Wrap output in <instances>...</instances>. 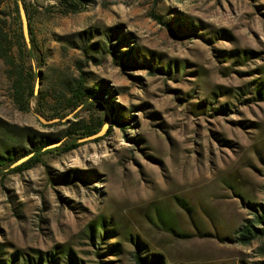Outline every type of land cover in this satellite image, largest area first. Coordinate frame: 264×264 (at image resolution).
<instances>
[{"label":"rangeland","instance_id":"374dc122","mask_svg":"<svg viewBox=\"0 0 264 264\" xmlns=\"http://www.w3.org/2000/svg\"><path fill=\"white\" fill-rule=\"evenodd\" d=\"M26 1L45 99L21 111L14 69L0 58V156L27 153L24 161L47 140L59 139L43 151L59 146L72 122L110 119L75 150L0 174L3 264H72L68 255L135 264L130 238L161 264L263 263L262 240L236 237L249 222L261 228L264 212V96L255 93L264 83V0H89L74 14L57 0ZM80 77L125 129L111 127L106 104L54 117L68 112ZM99 218L114 233L91 239ZM113 244L117 254L106 250Z\"/></svg>","mask_w":264,"mask_h":264},{"label":"trees","instance_id":"16d2710c","mask_svg":"<svg viewBox=\"0 0 264 264\" xmlns=\"http://www.w3.org/2000/svg\"><path fill=\"white\" fill-rule=\"evenodd\" d=\"M20 1L25 9L26 17L28 20L30 46L26 44L22 33L21 19L17 6L18 0H0V58L3 59L7 64H10L14 69V73L16 76L14 81V98L15 102L19 105L20 110L28 111L30 110L32 104L34 105V108L38 110L40 108L41 102L45 99V95L40 91L35 94V84L39 79V73L37 71L42 67L43 59L42 53L33 36L32 29L30 28L29 20L31 5L26 0ZM57 1L62 6L63 14H74L77 12H81L89 2V0ZM7 7H9L11 10L10 15L14 14L17 22L16 29H12L10 24L7 22L8 16L5 15V9ZM151 16L159 23H163L161 17L155 14H152ZM97 92L98 90L96 88L90 89L86 87L84 78L80 77L75 82L74 86L69 88L67 92L69 96L67 98L68 105L67 107H65V110H68V112H64L61 114L56 113L54 117L59 119V121H62L68 115L72 114L77 108H81V110L83 111L90 110L94 106H98L101 109V105L106 104L110 115L112 116L111 127H120L125 129L127 124H125L119 116L115 115L111 101H108L107 98H104L102 93L101 96H99ZM255 93L257 96H264L263 82L257 84ZM61 95L66 97V94ZM95 100H99L101 103H97L95 102ZM103 117V120L100 119L97 120V122L90 120L86 124L68 122V124H70L64 132L65 141H63L59 146L43 151V148L45 146L54 144L58 142L59 139L54 138L47 140L45 144L36 147L33 150L34 155L32 157L15 165L13 168H11V166L18 162V160H20L21 158L26 156L27 153H23L20 156H13L10 153H7L5 156H0V174L4 175V169L8 170V172L21 173L41 163L43 157L46 155L53 153L65 154L75 150L80 145L78 143L79 140L96 135L100 131L102 125L108 121L109 115L104 114L103 112ZM255 221L262 227H257L249 222L247 225L243 226L237 233L238 236L236 237V242L240 244H249L253 240L260 239L263 241L264 250V212H262L261 216H258ZM109 226V222L105 221L103 218H99L96 222H91L88 225L90 238H97V235H100V231L104 236H107V234H113L114 231L113 229H110ZM130 240L135 244L136 247V250L132 254L135 264L162 263L161 257L156 253L150 252L149 249H147V245L139 238H130ZM102 244L106 243L103 242ZM118 247L119 244L108 245L106 250L117 254L119 249ZM57 253L59 254L60 252ZM99 254L100 253H97V255ZM16 256H14L13 258L14 261L16 259ZM68 256L69 261L71 259V263L76 264L73 261V258L70 255ZM39 262H41V260H39ZM45 262L49 264L48 260H45ZM26 263L34 264L30 261H27ZM0 264H3V261L0 260ZM261 264H264V262Z\"/></svg>","mask_w":264,"mask_h":264},{"label":"water","instance_id":"95a60500","mask_svg":"<svg viewBox=\"0 0 264 264\" xmlns=\"http://www.w3.org/2000/svg\"><path fill=\"white\" fill-rule=\"evenodd\" d=\"M17 6H18V11H19V16H20V19H21V25H22V33H23V36H24V39H25V42L28 46H30V38H29V29H28V20H27V17H26V13H25V9L21 3L20 0H18L17 2ZM35 94H37V82L35 84ZM41 121L43 123H48L50 121H45L44 119L40 118ZM109 120V118H108ZM27 160V159H26ZM25 161V160H24ZM23 162L22 159L21 161L18 160V164Z\"/></svg>","mask_w":264,"mask_h":264}]
</instances>
